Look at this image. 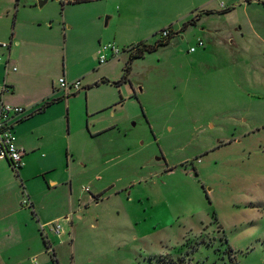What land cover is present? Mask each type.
Returning a JSON list of instances; mask_svg holds the SVG:
<instances>
[{
    "label": "rangeland",
    "instance_id": "obj_1",
    "mask_svg": "<svg viewBox=\"0 0 264 264\" xmlns=\"http://www.w3.org/2000/svg\"><path fill=\"white\" fill-rule=\"evenodd\" d=\"M40 1L0 0V22L10 31L18 6L28 27L50 15V39L67 49L50 78L93 62L99 37L120 52L100 64L98 50L97 68L110 81L127 73L50 99H61L50 105L53 174L71 170L86 197L107 187L65 238L64 260L264 264V0ZM167 27V44L130 61L128 48Z\"/></svg>",
    "mask_w": 264,
    "mask_h": 264
},
{
    "label": "crops",
    "instance_id": "obj_2",
    "mask_svg": "<svg viewBox=\"0 0 264 264\" xmlns=\"http://www.w3.org/2000/svg\"><path fill=\"white\" fill-rule=\"evenodd\" d=\"M15 12L16 19L10 31L5 23L0 22V85L6 83L10 88L4 94L7 103L25 108L23 114L9 121L16 142L25 154L23 165L17 172L7 160H0V254L10 252L16 246H22L24 252L9 255L8 260H3L0 255V264H35L33 258H36L37 264H74V256L69 262L64 260L65 252H60L62 245L66 240H72L77 224L87 216V207L90 203H97L107 187H98L86 197L88 187H78L71 170H63L58 177L53 174L50 105L61 99L53 103L50 99L55 96L56 90L61 89L58 81L50 78V59L61 56L64 58L61 66L65 65L67 49L64 50L61 42L50 39V29L53 28L52 24L50 26V15L41 14L39 25L28 27L26 18L19 19V6ZM8 13L4 2L0 14L5 19ZM41 20L46 21L43 23ZM57 22L60 26L58 30L67 35L65 15ZM95 26L100 28L97 22ZM100 38L98 44L95 41L92 45L90 57L93 62L88 64L86 61L76 75L63 72L60 77L68 81L80 79L82 87L98 84L102 78L109 79L108 69L96 66ZM112 187L114 184L109 185L108 190ZM125 188L121 187L117 192ZM25 197L32 208L23 205ZM56 225L60 226L59 233L52 229ZM45 239L54 256L46 251Z\"/></svg>",
    "mask_w": 264,
    "mask_h": 264
},
{
    "label": "built area",
    "instance_id": "obj_3",
    "mask_svg": "<svg viewBox=\"0 0 264 264\" xmlns=\"http://www.w3.org/2000/svg\"><path fill=\"white\" fill-rule=\"evenodd\" d=\"M173 33L172 28H165L161 32V38L165 39L170 34ZM4 46H8V44H3ZM198 45H203V42L199 40ZM195 46H192L190 51L195 50ZM111 51V56L116 57L119 55V48L116 47L115 44H105L99 50L98 60L100 64L106 63L109 60L107 52ZM16 68H14L15 70ZM58 86L61 90L66 91V93H71L74 91H78L82 88L81 80L76 79L72 81H68L65 77H60L58 79ZM10 90L9 86L6 83H2L0 85V160H7L10 164L11 168L14 171H18V169L23 165V157L25 154V150L20 147L16 142V136L12 131V126L9 121L12 117L21 115L25 112V108L19 105H13L7 103L4 100V94ZM23 205L26 207L32 208V204L28 198H24ZM52 229L59 233L60 226H53ZM49 252H52L51 246L49 245ZM32 261L37 264L36 258H33Z\"/></svg>",
    "mask_w": 264,
    "mask_h": 264
},
{
    "label": "trees",
    "instance_id": "obj_4",
    "mask_svg": "<svg viewBox=\"0 0 264 264\" xmlns=\"http://www.w3.org/2000/svg\"><path fill=\"white\" fill-rule=\"evenodd\" d=\"M84 1H89V0H68V2L70 3H77V2H84ZM206 12H211V10H204ZM195 22V19L192 18L190 19L188 22H186L187 24H191V23H194ZM185 23V26L187 25ZM171 28V27H169ZM174 35V33L170 34L167 38L165 39H161L160 41H158V43L156 44H153V45H148L144 42H140L138 43L136 46H133L131 48H128V51L131 53L130 54V61L131 59H134V58H138V57H142L144 55V53L146 51H153L155 50L159 45H162V44H167L170 40V38ZM129 64L126 66V70L128 71L129 69ZM127 79V73H123L122 77L120 80H117V81H110L109 79L107 78H102L101 79V82H111V83H115V84H119L121 83L122 81H125ZM55 100H53L52 102L50 103H53ZM48 104V103H47ZM17 172V171H15ZM44 243L46 245V251H48V247H49V242L45 239L44 240ZM49 252V251H48ZM49 254H51L52 256H54V253L53 251L52 252H49ZM159 263V262H158ZM236 264V263H235Z\"/></svg>",
    "mask_w": 264,
    "mask_h": 264
},
{
    "label": "water",
    "instance_id": "obj_5",
    "mask_svg": "<svg viewBox=\"0 0 264 264\" xmlns=\"http://www.w3.org/2000/svg\"><path fill=\"white\" fill-rule=\"evenodd\" d=\"M46 1H47V0H42V1L39 2L38 5L41 7Z\"/></svg>",
    "mask_w": 264,
    "mask_h": 264
},
{
    "label": "flooded vegetation",
    "instance_id": "obj_6",
    "mask_svg": "<svg viewBox=\"0 0 264 264\" xmlns=\"http://www.w3.org/2000/svg\"><path fill=\"white\" fill-rule=\"evenodd\" d=\"M173 33H175V32L173 31Z\"/></svg>",
    "mask_w": 264,
    "mask_h": 264
}]
</instances>
